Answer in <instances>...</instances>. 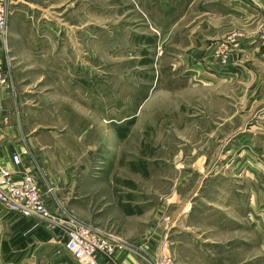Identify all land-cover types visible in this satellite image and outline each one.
Wrapping results in <instances>:
<instances>
[{
	"label": "rangeland",
	"instance_id": "374dc122",
	"mask_svg": "<svg viewBox=\"0 0 264 264\" xmlns=\"http://www.w3.org/2000/svg\"><path fill=\"white\" fill-rule=\"evenodd\" d=\"M224 1L13 0L14 139L62 228L130 213L179 264H264V8Z\"/></svg>",
	"mask_w": 264,
	"mask_h": 264
},
{
	"label": "crops",
	"instance_id": "0c3cea01",
	"mask_svg": "<svg viewBox=\"0 0 264 264\" xmlns=\"http://www.w3.org/2000/svg\"><path fill=\"white\" fill-rule=\"evenodd\" d=\"M232 1L233 0L224 1L222 5L225 6L224 11L227 15L231 14L233 6H237L240 11L237 18H240L241 16L245 17L249 13V6L253 9L257 6V9H255L257 12L264 8V0H254V4L249 1H247V4L243 2L238 3V1L233 3ZM251 12L253 13V11ZM255 17L256 14L254 13L247 18ZM0 103L5 108V111L1 113L0 117V154L4 161L3 164L5 167L12 169L13 165L11 157L13 154L18 155L24 161L23 166L21 167V172L36 177V167L31 160L35 158L34 153L36 151V143L31 142V144L25 146H22L20 143H15L16 139H14V137H21L22 129L20 127V122L14 120L15 117L11 111V95L5 92L0 99ZM42 148H46V146ZM23 150L26 151V156L22 154V152H24ZM26 161L27 163H25ZM94 179L95 182H98L102 178ZM62 184L63 186H60V191L58 188L56 189L60 199L67 194V189L64 188L65 181L62 182ZM42 191L43 193L45 192L43 188ZM91 191L81 190L80 197L86 198L90 193H95V191ZM128 204L129 203L124 202L123 204L121 203V205H118H120V208L123 207V210L127 209L128 212H131L132 209H130ZM50 205L53 206V213H55V215L53 217L52 213V219L49 222H45L35 217H23L21 214L10 212L0 205V264H75L62 254L66 238L63 235L64 229L62 228L61 223H66L68 220L64 215L62 216V214L57 213L53 203H50ZM115 206L116 205L112 203L109 208L111 207L114 209ZM195 207V205H192L191 210L189 211L188 207L182 208L184 211V221L188 224L197 212V208ZM116 211H119V209ZM103 212V208L99 209L98 215L101 216ZM133 216L134 215H131L130 213L126 214L123 212L122 214H118L116 212L114 218L110 217L108 214L106 217H98L99 219L94 222L97 223V225L101 224L100 226L106 224L107 228L112 229L118 235L128 240L131 243V247H133V245L141 246L143 248L145 247L144 253L132 248L129 251L122 253L117 257L116 264H148L143 259L145 251L154 258L159 257L157 247L153 246L151 243L154 239H158V236H154L155 234L151 235V233L147 234L142 228L141 220H139V226L135 227L136 225L134 224L137 223V218ZM172 219L176 222L175 214ZM197 219H199L198 216L196 220ZM173 228L175 227L173 226ZM184 238H189V236ZM184 238L177 239L181 240ZM149 239H151V242ZM60 252L62 253L60 254Z\"/></svg>",
	"mask_w": 264,
	"mask_h": 264
},
{
	"label": "built area",
	"instance_id": "2783aa9c",
	"mask_svg": "<svg viewBox=\"0 0 264 264\" xmlns=\"http://www.w3.org/2000/svg\"><path fill=\"white\" fill-rule=\"evenodd\" d=\"M13 0H0V99L5 92L9 93L13 58L10 48V25L13 15ZM5 108L0 103V117ZM13 168L9 171L4 166L0 154V205L8 211L19 213L26 218H39L45 222L52 219L53 203L58 211H62L63 203L55 195V189L41 193L36 177L24 176L21 167L23 159L13 154ZM16 179H20L17 182ZM38 185V186H37ZM50 200V201H49ZM34 204H37L34 207ZM66 242L63 253L75 264H116V256L129 251L131 243L112 229L98 225H79L63 228ZM143 259L148 264H179L166 254L158 258L145 253Z\"/></svg>",
	"mask_w": 264,
	"mask_h": 264
},
{
	"label": "bare ground",
	"instance_id": "6f19581e",
	"mask_svg": "<svg viewBox=\"0 0 264 264\" xmlns=\"http://www.w3.org/2000/svg\"><path fill=\"white\" fill-rule=\"evenodd\" d=\"M23 166V165H22ZM7 168V167H6ZM9 171H11V169L10 168H7ZM21 170V169H20ZM23 173V172H22ZM24 176H30V177H33V176H31V175H29V174H26V173H24ZM13 177L16 179V176L15 175H13ZM34 178V177H33ZM16 181L17 182H20L21 180L20 179H16ZM38 186V185H37ZM38 188H39V190H40V192L41 193H43V191H42V188H41V186L39 185L38 186ZM47 190V189H46ZM37 206V204H34V207H36ZM122 253H124V252H121L120 254H118L117 256H116V259H117V257L119 256V255H121Z\"/></svg>",
	"mask_w": 264,
	"mask_h": 264
}]
</instances>
